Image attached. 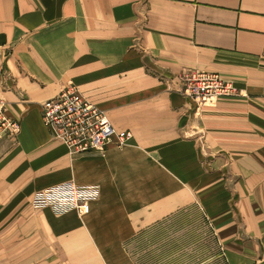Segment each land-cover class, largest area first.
<instances>
[{"label":"crops","instance_id":"1","mask_svg":"<svg viewBox=\"0 0 264 264\" xmlns=\"http://www.w3.org/2000/svg\"><path fill=\"white\" fill-rule=\"evenodd\" d=\"M3 48L0 95L19 130L0 138V264L54 259L34 258V211L63 220V245L89 246L66 264H113L129 260L116 246L194 203L224 264H264V0H0ZM187 69L236 94L198 105L176 81ZM70 82L124 145L75 154L53 139L40 103ZM65 181L98 187L89 214L32 209L33 192Z\"/></svg>","mask_w":264,"mask_h":264},{"label":"built area","instance_id":"2","mask_svg":"<svg viewBox=\"0 0 264 264\" xmlns=\"http://www.w3.org/2000/svg\"><path fill=\"white\" fill-rule=\"evenodd\" d=\"M7 48L0 50V56H7ZM0 79L4 70H0ZM176 81L180 91L194 99L198 105H213L222 96L236 93V88L219 74L198 69L182 71ZM43 123L53 139L62 142L75 154L101 150L116 137V144L122 146L129 138L128 132H116L106 113L84 97L73 83L40 103ZM19 123L5 115V101L0 95V138L18 133ZM95 185H79L65 181L33 192L30 206L34 210L49 209L55 214L75 211L87 215L91 203L98 199Z\"/></svg>","mask_w":264,"mask_h":264},{"label":"rangeland","instance_id":"3","mask_svg":"<svg viewBox=\"0 0 264 264\" xmlns=\"http://www.w3.org/2000/svg\"><path fill=\"white\" fill-rule=\"evenodd\" d=\"M258 141H264L263 134H258ZM48 216L47 211H34L31 215L32 248L34 258L48 256L54 259L49 262L38 260L34 264H66V255L73 253L72 249L81 253L88 251V245H63L56 235L57 228L66 224H62L63 220L57 222ZM63 229L66 233L70 232V229ZM92 245L95 250L102 248L95 246L94 242ZM14 249L18 258L24 253L25 231H17ZM116 249L125 251L129 260L113 264H224L212 229L195 203L148 229L138 231L132 238L124 240L122 245L116 246Z\"/></svg>","mask_w":264,"mask_h":264}]
</instances>
